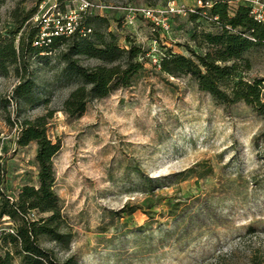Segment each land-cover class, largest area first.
<instances>
[{
  "label": "rangeland",
  "instance_id": "374dc122",
  "mask_svg": "<svg viewBox=\"0 0 264 264\" xmlns=\"http://www.w3.org/2000/svg\"><path fill=\"white\" fill-rule=\"evenodd\" d=\"M37 1L7 0L0 33L15 28V8L29 11ZM167 1L94 0L109 7L93 10L91 26L116 32L121 45L129 35L150 49L157 37L159 49L187 56L204 52L201 32L218 31L205 17L173 16L170 33L162 37L142 17L134 27L124 24L125 7ZM176 1L198 6V0ZM66 4V11L80 5ZM26 28L9 34L16 47ZM45 56L28 58L36 83L29 103L13 97L20 81L16 65L0 76L1 200L2 194L16 199L25 185L38 184L37 144L20 147L16 141L25 119L55 110L47 131L61 144L54 158L55 191L69 238L58 243L42 235V247L60 262L75 255L80 264H264V115L243 103L225 106L190 76L163 74L147 61L131 87L92 100L81 115L70 116L63 103L82 80L66 71L58 52ZM79 62L100 63L85 57ZM243 64L239 78H264V46L246 53Z\"/></svg>",
  "mask_w": 264,
  "mask_h": 264
},
{
  "label": "trees",
  "instance_id": "16d2710c",
  "mask_svg": "<svg viewBox=\"0 0 264 264\" xmlns=\"http://www.w3.org/2000/svg\"><path fill=\"white\" fill-rule=\"evenodd\" d=\"M6 1L0 0V16ZM43 1L38 0L35 8L29 11L23 12L17 7L11 12L15 28L9 34L17 35L27 26L18 47L15 46V38L0 33V76H7L9 66L16 65L15 70L20 77L13 90L16 100L22 103L33 100L36 83L28 62L30 55L39 57L45 54L48 57L56 51L66 64V71L82 80L63 103L62 110L70 116L81 115L92 100L103 99L118 89L131 87L146 72V62H152L148 56L150 49L135 37L125 36V44L121 45L116 32L93 29V11L81 12L73 34L54 36L49 44L35 46L42 25L33 23L32 19ZM66 1L73 0H58L60 10L66 11ZM190 15L193 19L198 16L207 18L218 31L201 32L200 40L206 45V50L194 52L192 56L177 53L171 48H160V72L173 77L190 76L202 92L210 94L219 103L225 106L243 103L264 115V78L246 80L238 77L244 65V55L264 46V21L255 20L248 6H231L227 1H215L212 7L206 10L199 8L197 13ZM94 17L97 18L96 15ZM98 19L106 22L101 16ZM88 29L92 31L84 35ZM82 57L100 63L84 66L79 62ZM245 63L249 68L248 61ZM54 113L55 110H50L21 123L16 143L20 147L32 142L37 144L38 184L25 185L16 199L2 194L1 200L0 195V219L8 217L15 228V234L5 232L0 238L4 249L0 253V264H14L16 257L22 264H80L75 255L60 262L52 250L39 243L42 235L58 243L69 238L62 230L64 219L55 191L54 158L61 144L53 142L47 131ZM148 180L150 183L155 181L154 178ZM176 208L177 204L172 205L169 211L174 212ZM30 212H36L38 216L29 218Z\"/></svg>",
  "mask_w": 264,
  "mask_h": 264
},
{
  "label": "built area",
  "instance_id": "2783aa9c",
  "mask_svg": "<svg viewBox=\"0 0 264 264\" xmlns=\"http://www.w3.org/2000/svg\"><path fill=\"white\" fill-rule=\"evenodd\" d=\"M79 1V7L70 8L68 11H61L58 7V0H53L52 4L47 8L51 0H44L39 7V14L35 17V21L42 25L41 31L35 39V46H44L51 42L52 37L73 34L78 25L81 12L93 11L96 9H107L109 6L90 2L88 0ZM215 1H227L231 6L246 5L250 8V15L257 21H264V0H198L197 7H188L176 0H168L164 6H127L124 8L125 17L124 24L128 27H134L139 17L145 19L151 28V33L159 36L168 35L171 31V18L176 15L187 16L198 12L199 8L204 10L212 7ZM79 9V10H78ZM44 11V12H42ZM41 13V15H40ZM205 15L206 11L203 12ZM215 19H218L216 17ZM91 29L86 31L87 35ZM154 47L150 48L148 56L152 55L153 63L160 68L161 50L158 48L157 37L151 41ZM15 234V228L9 222L8 217L0 219V238L5 233Z\"/></svg>",
  "mask_w": 264,
  "mask_h": 264
}]
</instances>
